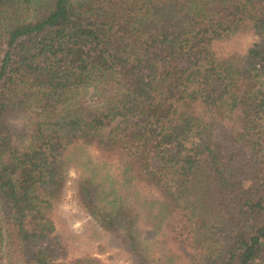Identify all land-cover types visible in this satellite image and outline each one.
I'll use <instances>...</instances> for the list:
<instances>
[{"label":"trees","instance_id":"trees-1","mask_svg":"<svg viewBox=\"0 0 264 264\" xmlns=\"http://www.w3.org/2000/svg\"><path fill=\"white\" fill-rule=\"evenodd\" d=\"M69 186L131 264H264V0H0V264H104Z\"/></svg>","mask_w":264,"mask_h":264},{"label":"rangeland","instance_id":"rangeland-1","mask_svg":"<svg viewBox=\"0 0 264 264\" xmlns=\"http://www.w3.org/2000/svg\"><path fill=\"white\" fill-rule=\"evenodd\" d=\"M253 37H248L237 44H219L218 50L221 54H228L232 50L239 49L242 52L248 48L252 43ZM116 123L104 129L105 133H108ZM117 170L119 166H115ZM74 170L71 172V176H75ZM59 227L63 232H66V237L70 245L71 256L85 255L93 253L98 255L104 260V264H131L128 259L121 255L117 249L112 246H107L106 240L97 241L92 237V230L90 224L87 222L86 215L80 210L78 204L74 198L73 191L69 186L66 189L65 198L59 211ZM106 246V252L100 253L101 248L99 246Z\"/></svg>","mask_w":264,"mask_h":264}]
</instances>
